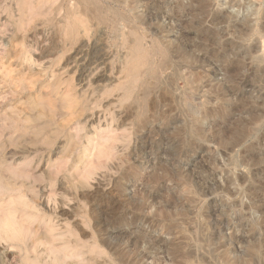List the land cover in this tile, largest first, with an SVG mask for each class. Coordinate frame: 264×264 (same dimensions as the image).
Masks as SVG:
<instances>
[{
	"label": "rangeland",
	"instance_id": "1",
	"mask_svg": "<svg viewBox=\"0 0 264 264\" xmlns=\"http://www.w3.org/2000/svg\"><path fill=\"white\" fill-rule=\"evenodd\" d=\"M24 1L0 0V216L30 231L13 244V229L2 235L9 215L0 221L2 264H58L57 254L71 264H136L138 252L141 264H264V0H94L101 19L83 0ZM137 51L151 62L131 81ZM67 91L69 114L58 106ZM47 98L57 104L50 114ZM108 144L103 165L97 150ZM34 233L54 240L45 241L53 251L38 241L36 258L25 257ZM51 235L78 238L76 253L70 244L52 254L60 241ZM121 240L138 246L130 257Z\"/></svg>",
	"mask_w": 264,
	"mask_h": 264
},
{
	"label": "bare ground",
	"instance_id": "2",
	"mask_svg": "<svg viewBox=\"0 0 264 264\" xmlns=\"http://www.w3.org/2000/svg\"><path fill=\"white\" fill-rule=\"evenodd\" d=\"M43 1H44V0H43ZM25 2L27 3L26 0L24 1V4H25ZM47 2H48V0H47ZM47 2H46V3H47ZM46 3H44V4H46ZM83 3H84L86 6L89 5V7H90V4H91V5L93 4L92 6H95V8H96V13H97L98 17H99L100 19L102 18L101 13H99V12H100L99 6L97 5V3H96L94 0H83ZM29 4H30V6H31V1H30ZM32 5H33V2H32ZM31 8H32V6H31ZM93 9H94V8H93ZM97 15H96V16H97ZM98 17H97V18H98ZM73 23H74V22H73ZM78 23H79V22H78ZM74 24H75V23H74ZM74 24H72V25H74ZM81 24H84V23L81 22L80 25H78V26H82ZM72 25H71V26H72ZM76 25H77V24H75V25L73 26V28H76V32H77L78 28H77ZM5 28H6V27H5ZM5 28H3V29H5ZM79 29H80V28H79ZM69 30H71V29H69ZM7 31H8V30H7ZM79 31H80V30H79ZM10 32H11V31H10ZM76 32H75L74 30H72V31H71V35L75 34ZM5 33H6V32H5ZM5 33H4V34H5ZM68 33H70V32H68ZM78 33H79V32H78ZM78 33H77V34H78ZM8 34H9V33H8ZM68 35H70V34H68ZM71 35H70V36H71ZM73 36H74V35H73ZM73 36H72V37H73ZM75 36H76V35H75ZM68 37H69V36H68ZM72 37H70V39H71ZM75 38H76V37H75ZM0 40H1V39H0ZM71 40H72V39H71ZM71 40H70V41H71ZM77 40H78V39H77ZM136 41H137V40H136ZM138 41H139V40H138ZM140 41H141V40H140ZM72 42H73V41H72ZM135 43H136V42H135ZM137 44H138V42H137ZM139 45L141 46V43H140ZM139 45H138V46H139ZM142 46H143V45H142ZM263 47H264V46H263ZM263 47H262V51H263ZM6 48H7V44H6L4 41L1 40V42H0V52L3 54V52L6 51ZM22 48H23V47H22ZM138 48H140V47H137V49H138ZM137 49H136V50H137ZM140 49H142V47H141ZM15 51H16V50H15ZM20 51H21V50H20ZM43 51H44V49H43ZM133 51H134V49H133ZM142 51H143V50H142ZM142 51H140V53H138V51H137L138 54L136 55L137 58L135 57V60L137 59L138 61H137L136 63H132V65H130V66H132V68L130 67L131 70L129 69L130 71L127 70L128 73L130 72V73L128 74L130 80H131V78H135L136 76L138 77V75H139V71H138V69H139V67H140L141 65H149L148 61L151 62L149 55H148V57H149V58H148L147 55H146L147 53H146V54H145V53L142 54V53H141ZM29 52H30V51H29ZM1 53H0V54H1ZM38 53H39V52H38ZM165 54H166V53H165ZM28 57H30V55H29ZM95 57H96V56H95ZM2 58H3V57H2ZM8 58H9V57H8ZM166 58H167V57H166ZM168 59H169V58H168ZM18 60H19V59H18ZM18 60H17V61H18ZM92 60H93V59H92ZM135 60H134V61H135ZM19 61H20V60H19ZM39 61H40V59H39ZM97 61H98V60H96V62H97ZM42 62H43V61H42ZM84 62H85V61H84ZM165 62H166V61H165ZM29 63H30V62H29ZM37 63H38V62H37ZM166 63H168V62H166ZM12 64H13V63H12ZM88 64H89V63H88ZM88 64H86V65H88ZM90 64H92V63H90ZM90 64H89V65H90ZM164 64H165V63H164ZM165 65H166V64H165ZM165 65H164V66H165ZM167 65H168V64H167ZM167 65H166V66H167ZM10 66H11V65H10ZM13 66H14V65H13ZM35 66H36V65H35ZM41 66H42V65H41ZM76 66H77V65H76ZM90 66H91V65H90ZM3 67H5V65H3ZM3 67H2V68H3ZM85 67L87 68L88 66H85ZM91 67H92V66H91ZM20 68H21V67H20ZM41 68H42V67H41ZM45 68H46V67H45ZM45 68H44V69H45ZM71 68H72V67H71ZM4 69H5V68H4ZM77 70H78V69H77ZM5 71H6V70H5ZM58 71H59V70H58ZM80 71H81V70H80ZM7 72H8V71H7ZM16 72H17V71H16ZM36 72H37V71H36ZM9 73H10V72H9ZM26 73H27V72H26ZM28 74H29V73H28ZM82 74H83V73H82ZM137 74H138V75H137ZM2 75H3V74H2ZM9 75H10V74H9ZM62 75H63V74H62ZM75 75H76V74H75ZM32 76H33V75H32ZM32 76H31V77H32ZM48 76H49V75H48ZM54 76H55V75H54ZM4 77H5V76H4ZM21 77H22V76H21ZM33 77H34V76H33ZM38 77H39V76H38ZM137 77H136L135 79H138ZM15 78H16V77H15ZM1 79H2V78H1ZM21 79H24V78H20V81H19V82L16 81V82L18 83V86H17L18 88H19V87H20V88H24V85H25L24 83H25V82H23ZM32 79H33V78H32ZM34 79H35V78H34ZM40 79H41V77H40ZM6 80H7V79H6ZM54 80H55V79H54ZM38 81H39V79H38ZM51 81H52V80H51ZM69 81H70V80H69ZM127 81H128L127 83H130L129 80H127ZM131 81H137V80H133V79H132ZM49 82H50V81H49ZM55 82H56V81H55ZM1 83L3 84V86H1V87H4V82H1ZM56 83H57V82H56ZM56 83H53V86H54L53 88H55V87L58 86V84L56 85ZM74 83H75V82H74ZM74 83H73V84H74ZM127 83H126V84H127ZM13 84H14V83H13ZM63 84H64V83H63ZM130 84H133V82H131ZM130 84H129V86H126V89H125L126 92H127V91H128V92H131V91H132L133 86L131 87ZM134 84H135V83H134ZM15 85H16V84H15ZM60 85H61V84H60ZM68 85H69V84H68ZM49 86H50V85H49ZM1 87H0V88H1ZM27 87H28V86H27ZM47 87H48V86H47ZM51 87H52V86H51ZM51 87H50V89H52ZM18 88H17V90H18ZM20 88H19V89H20ZM33 89H34V87H33ZM55 89H57V88H55ZM70 89H71V88H70ZM70 89H69V90H70ZM73 89H74V88H73ZM10 90H11V89H10ZM23 90H24V89H23ZM23 90H21V91H23ZM31 90H32V89H31ZM48 90H49V89H48ZM69 90H68V91H69ZM71 90H72V89H71ZM14 91H15V90H14ZM57 91H58V90H57ZM57 91H56V93L59 92V91H58V92H57ZM68 91H67V95H65L64 98H63V96H62V98H63V99L61 98L62 100H61L60 97H59V103H58V101H56V100H57V99H56L57 96H56V98H54V99H56L55 102L58 103V106L60 107V110H61V111H65V110H62L61 108H63V109H68V107H69V109L72 110V108H70V106L72 105L71 102H72V101H75V100H72V99L70 98V101H71V102H69V97H68V96H69L70 94H69ZM54 92H55V90H54ZM128 92H127V93H128ZM5 93H6V92H5ZM12 93H14V92H12ZM72 93L74 94L73 91H72ZM72 93H71V95H72ZM131 93H133V92H131ZM15 94H16V93H15ZM15 94H14V95H15ZM49 94H50V93H49ZM51 94H52V93H51ZM61 94H62V93H61ZM64 94H66V93H64ZM130 95L132 96V94H130ZM1 96H2V95H1ZM1 96H0V97H1ZM11 96H13V95H11ZM48 96H49V95H48ZM104 96H105V95H104ZM126 96L128 97V95H126ZM13 97H14V96H13ZM54 97H55V96H54ZM129 97H130V96H129ZM42 98H43V97H42ZM50 98H52V95L50 96ZM72 98H73V97H72ZM1 99H2V98H1ZM48 99H49V98L46 99V101H45V103H44V107L40 106V104H38V105H39L40 107H42V108H45L44 110H45V111L47 110L48 113H49V112H53V110H54L53 107H54L55 105L57 106V104H54V102L50 99V100L53 102L52 104H54V106L51 105V101H48ZM52 99H53V98H52ZM54 99H53V100H54ZM60 100H61V101H60ZM77 100H78V99H77ZM1 101H2V100H1ZM43 101H44V100H43ZM15 102H16V101H15ZM9 103H10V102H9ZM40 103H41V102H40ZM76 104H77V103H76ZM83 104H84V103H83ZM73 105L75 106V102H74ZM40 107H39V108H40ZM82 107H83V105H82ZM10 108H11V107H10ZM10 108H9V109H10ZM57 108H58V107H57ZM69 109H68V114H69V112H70ZM75 109H76V107H75ZM75 109H74V110H75ZM81 109H82V108H81ZM84 109H85V107H84ZM20 110L23 111L22 109H20ZM40 110H41V108H40ZM44 110H43V111H44ZM85 110H86V109H85ZM54 111H55V110H54ZM66 111H67V110H66ZM79 111H80V109H79ZM82 111H83V110H82ZM21 113H22V112H21ZM23 113H24V112H23ZM1 114H2V113H1ZM3 114H4V112H3ZM3 114H2V115H3ZM49 114H50V113H49ZM54 114H55V113H54ZM75 114H76V113H75ZM81 114H82V113H81ZM5 115H7V114H4V116H5ZM17 115H18V114H17ZM52 115H53V114H52ZM79 115H80V114H79ZM0 116H1V115H0ZM50 116H51V115H50ZM50 116L48 115L49 118H51ZM70 116H71V115H70ZM80 116H81V115H80ZM6 117H7V116H6ZM64 117H65V116H64ZM0 118H1V117H0ZM56 118H57V117H56ZM67 118H68V117H67ZM69 118H70V117H69ZM71 118H73V115H72ZM71 118H70V119H71ZM5 119H6V118H5ZM7 119H8V118H7ZM12 119H14V118L12 117ZM24 119H26V118H24ZM52 119H53V118H52ZM54 119H55V118H54ZM57 119H58V118H57ZM74 119H75V118H74ZM3 120H4V119H3ZM63 120H64V119H63ZM67 120H68V119H67ZM67 120L65 119V121H67ZM7 121H8V120H7ZM15 121H16V120H14L13 123H14ZM53 121H55V120H53ZM58 121H59V120H58ZM58 121H57V122H58ZM1 122H2V121H1ZM10 122H11V121H10ZM16 122H17V121H16ZM16 122H15V123H16ZM1 125H2V124H1ZM8 125H9V123H8ZM13 125H14V124H12V126H13ZM3 126H4V125H3ZM12 126H10V127H12ZM22 126H23V125H22ZM20 127H21V126H20ZM7 128H9V127H7ZM3 129H4V128H3ZM4 130H5V129H4ZM7 130H8V129H7ZM7 130H5V131H7ZM10 130H11V129H10ZM17 130H18V128H17ZM8 133H9V132H8ZM11 135H12V134H11ZM117 136H118V135H117ZM117 136L115 135L116 140H118L117 138L120 137V136H118V137H117ZM115 137H114V138H115ZM114 138H112V139H110V140H113ZM114 141H115V140H114ZM102 145H103V143H102ZM102 145H99V148H100V146H102ZM113 145H114V143H113ZM105 146H106V145H105ZM105 146H104V147H105ZM107 146H108V148H106V147L104 148V147L102 146L100 150H99V148H98V150H97V151H99V153L101 154V155H99V157H98V160H99V162L101 161V162H100L101 164H103L102 161H104V163H105L106 158L108 157V159H109V156H111V151H110V150L112 149V148L110 147L111 145L109 146V144H108ZM115 147H116V145H115ZM25 149H26V148H25ZM17 151H18V150H17ZM12 153H13V152H12ZM99 153H97V154H99ZM97 156H98V155H97ZM101 156H102V157H101ZM112 156L114 157L113 153H112ZM95 157H96V156H95ZM103 157H105L104 160L102 159ZM110 158H111V157H110ZM27 159H28V158H27ZM27 159H26V160H27ZM101 159H102V160H101ZM108 159H107V160H108ZM18 160H19V159H18ZM37 160H38V159H37ZM91 160H93V159H91ZM98 160H96V158H95V160H93L94 165H93V163L90 161V163H92L93 166L90 165L89 163H87V164H89V166L92 167V168H89V169H91V170L93 171V167L96 168V163L98 162ZM58 161H59V160H58ZM61 161H63V160L61 159ZM61 161H59L60 164H61V165H64V162H63V164H62ZM64 161H65V159H64ZM20 162H21V161H20ZM56 162H57V161H56ZM99 162H98L97 164H100ZM15 164H16V163H15ZM17 164L19 165V163H17ZM20 164H21V163H20ZM22 164H23V163H22ZM30 164H31V163H29V165H27V166H30ZM35 164H36V163H35ZM65 164H66V163H65ZM23 165H24V164H23ZM32 165H33V164H32ZM36 165H37V164H36ZM103 165H104V164H103ZM27 166H26V168H27ZM56 166H57V165H56ZM58 166H59V165H58ZM64 166H65V165H64ZM66 166H67V165H66ZM100 166H101V165H100ZM100 166L98 165V167H100ZM16 167H17V166H16ZM19 167H20V166H19ZM21 167H24V166L21 165ZM53 167H54V166H53ZM53 167H52V168H53ZM60 167H61V166H60ZM62 167H63V166H62ZM17 168H18V167H17ZM17 168H16L15 170H17L18 172L22 170V169H21V170H20V169L18 170ZM26 168H25V169H26ZM63 168H64V167H63ZM63 168H62V169H63ZM86 168H88V167H86ZM28 169H29V167H28ZM89 169H88V170H89ZM97 169H99V168H97ZM31 170H32V169H31ZM36 170H37V169H36ZM84 170L87 171V174L89 173L87 169H84ZM91 170H90V171H91ZM17 171H16V173H17ZM32 171H33V170H32ZM32 171H31V173H32ZM54 171L58 172V168H57V170H54ZM59 171H60V170H59ZM86 171H83L84 173H83V172H82V173H83L84 175L87 176V174L85 173ZM92 171L90 172L91 174H89V175H92ZM29 172H30V171H29ZM29 172H27V173H29ZM56 172H55V173H56ZM78 172H79V171H78ZM22 173H23V171H21V173H19V174H22ZM27 173H26V174H27ZM59 173H60V172H59ZM59 173H58V174H59ZM13 174H15V173H13ZM19 174H18V175L15 174V175H16V176H20ZM50 174H51V173H50ZM56 174H57V173H56ZM83 174H82V175H83ZM31 175H32V174H31ZM31 175H28V174H27V176H31ZM46 175H47V174H46ZM51 175H52V174H51ZM54 175H55V174H54ZM82 175H81V176H82ZM16 176H14L13 178H16ZM21 176H22V175H21ZM24 176H25V173H23L22 179L24 178V179L26 180V179H27V176H26V178H25ZM48 176H49V175H48ZM56 176H57V175H55V177H56ZM36 177H37V176H36ZM82 177H83V176H82ZM89 177H90V176H89ZM20 178H21V177H19V178H17V179H20ZM33 178H34V177L31 176V180H33ZM47 178H48V177H47ZM83 178L85 179V178H87V177L84 176ZM22 179H20V180H22ZM24 179H23V181H25ZM34 179H35V178H34ZM27 180H28V179H27ZM38 180H40V183H41V179H38ZM49 180H50V178H49ZM14 181H15V180H14ZM18 181H19V180H18ZM19 182L22 183V184L20 183L22 186H25V184L23 185V183H26V182H22V181H19ZM37 182H38V181H37ZM37 182H36V181L34 182V180H33V183H37ZM27 183H28V182H27ZM48 184H49V183H48ZM37 185H38V184H37ZM51 185H52V184H51ZM22 186H21L20 188H24V187H22ZM27 186H28V184H27ZM29 186H30V185H29ZM29 186H28V187H29ZM33 186H34V185H33ZM12 188H13V187H12ZM29 188H30V187H29ZM46 188H47V186H46ZM48 188H49V187H48ZM48 188H47V189H48ZM24 189H25V188H24ZM31 189H32V188H31ZM37 189H38V188H37ZM50 189H51V188H50ZM50 189H49V191H50ZM16 190H17V189H16ZM28 190H29V189H28ZM17 191H18V190H17ZM25 191H26V190H25ZM42 191H43V190H41V191H39V192H42ZM44 191H45V190H44ZM96 191H97V190H96ZM96 191H95V194H93V196H95L96 193H98V192H96ZM98 191H99V190H98ZM14 192H15V191H14ZM14 192H13V193H14ZM29 192H30V191H29ZM54 192H55V191H53V189H52V195H53ZM55 193H56V192H55ZM55 193H54V194H55ZM33 194H34V193H33ZM41 194H42V193H41ZM56 194H58V193H56ZM59 194H60V193H59ZM59 194H58V196H59ZM52 195H49V196L51 197ZM98 195H99V194H98ZM34 196L36 197V194H35ZM34 196H33V197H34ZM39 196H40V195H39ZM53 196H55V195H53ZM56 196H57V195H56ZM85 196H86V195H85ZM90 196L92 197V195H90ZM96 196H97V195H96ZM29 197H30V196H29ZM33 197H32V198H33ZM35 197H34V198H35ZM50 197H49V198H50ZM30 198H31V197H30ZM32 198H31V199H32ZM41 198H42V197H41ZM97 198H98V197H97ZM102 198H103V197H102ZM18 200H19V201L21 200L20 202H22L21 204L23 205L24 202H23L22 198H20V199H18ZM34 200H35V199H34ZM34 200H32V201H34ZM103 200H104V199H103ZM19 201H18V202H19ZM98 201H99V200H98ZM12 202H13V201H12ZM14 202H16V201H14ZM62 202H63V201H62ZM25 203H27V201H26ZM25 203H24V204H25ZM9 204H10V203H9ZM28 204H29V203H28ZM28 204L25 205V206H28ZM30 204H31V203H30ZM11 205H12V204H11ZM18 205H19V204H18ZM22 205H19V207H21ZM62 205H63V203H62ZM30 206H31V205H30ZM1 208H2V207H1ZM15 208H17V206H16ZM15 208H9V209H10V211H11L12 209H15ZM23 208H24V207H23ZM23 208H22V209H23ZM27 208H28V207H26V209H25L26 212H27ZM20 209H21V208H20ZM22 209H21V210H22ZM33 209H34V208H33ZM45 209H46V208H45ZM1 210H2V209H1ZM1 210H0V211H1ZM3 210H4V208H3ZM15 210H16V209H15ZM30 210H32V208L29 209L28 211H30ZM46 210H47V209H46ZM4 211H6V210H4ZM4 211H3V213H4ZM7 211H9V210H7ZM7 211H6V212H7ZM16 211H17V210H16ZM34 211H35V210H34ZM6 212H5V213H6ZM26 212L23 211V213H18L19 216H21V219H20V220H22V218H24V216H25V218H26L27 214L29 213V212H28V213H26ZM36 212H37V211H36ZM38 212H40V211H38ZM3 213L1 212V215H2ZM5 213H4V214H5ZM8 213H9V212H7L6 214H8ZM10 213H11V212H10ZM41 213H42V212H41ZM64 213H65V212H64ZM4 214H3V215H4ZM12 214H13V217L16 216V215H18V214L15 215L14 213H12ZM55 214H56V213H55ZM8 215H9V219L7 218ZM8 215H7V216L5 215L4 217L2 216L3 218L0 216V217H1V220H0V221H2V219H3V220H6V218H7V221H6V222H7V224H8V225H7L8 228H5V227H4V226H6V223H5V221H3V225H2V226L5 228V229H4L5 231H4V230L2 231V229H0V230L3 232L2 235H4V238H5V235L8 236V232H7V234H5L6 231H7L6 229H9V230L13 229V230H12L13 234L10 233V234H9V237H7V238H8V241H9V240L11 239V237H12V240L10 241L11 243L14 241V238L17 239V237L19 238L21 235H24L23 233H27V234H29L28 232L30 231V228L27 226L28 223H27V225H26V223H25V225H23V223L20 225V223H21V222H24L25 220L20 222L19 220H17V219H18V217H17L16 220L18 221V224H12L13 221H16V220H15V217H14V219L12 218V220H13V221H12V220L10 219V217H12V216H10V214H8ZM30 215H32V213H31ZM33 215H34V214H33ZM45 215H46V214H45ZM49 215H50V214H49ZM56 215H57V214H56ZM62 215H63V213H62ZM28 216H29V214H28ZM35 216H36V215H35ZM37 216H38V218H39L40 214L37 215ZM41 216H42V215H41ZM43 216H44V215H43ZM43 216H42V217H43ZM57 216H58V215H57ZM5 217H6V218H5ZM30 217H31V216H30ZM44 217H46V216H44ZM47 217H48V215H47ZM4 218H5V219H4ZM25 218H24V219H25ZM28 218H29V217H28ZM33 218H34V217H33ZM39 219H41V222H44V220L46 221V218H43V219H42V218H39ZM53 219H54V218H53ZM32 220H33V219H32ZM34 220H35V218H34ZM36 220L38 221V219H36ZM51 220H52V219H51ZM11 221H12V222H11ZM27 221H28V220H27ZM53 221H54V220H53ZM19 222H20V223H19ZM25 222H26V221H25ZM35 222H36V221H35ZM1 223H2V222H1ZM1 223H0V225H1ZM4 223H5V225H4ZM14 223H15V222H14ZM45 223H46V222H45ZM49 223H50V220H49ZM29 225H30V223H29ZM2 226H0V228H1ZM7 226H6V227H7ZM36 226H37V225H36ZM52 226H53V225H52ZM30 227H34V225H30ZM37 227H38V226H37ZM39 227H40V226H39ZM39 227H38V228H39ZM73 227H74V226H73ZM45 228H46V227H45ZM53 228L56 229L55 226H54ZM53 228H51V225H50V229H53ZM36 229H37V228H36ZM43 229H44V226H43ZM31 230H33V228H31ZM36 231H37V230H35V231L33 230V232H36ZM48 231H49V229H48ZM53 231H54V230H53ZM55 231H56V230H55ZM75 231H76V230H75ZM75 231H74V232H75ZM31 232H32V231H31ZM37 232H39V235L41 234L40 231H37ZM37 232H36V233H37ZM50 232H52V230H50ZM43 233H44V232H43ZM53 233H54V232H53ZM71 233H73V232H71ZM27 234H25L24 237H26ZM32 234H33V233H32ZM37 234H38V233H37ZM44 234H45V233H44ZM54 234H55V233H54ZM69 234H70V232H69ZM76 234H77V233H76ZM113 234H114V233H113ZM113 234H109V236H108V239H109V240H110V239H113V238H112V235H113ZM30 235H31V234H30ZM30 235H29V236H30ZM45 235H48V232H47ZM49 235H50V234H49ZM118 235H119V237H121V236L123 237V235H121V234H118ZM118 235H117V236H118ZM32 236H33V235H31L28 239H30ZM51 236H53V235H51ZM57 236H58V235H56V238H55L54 236H53V237H54L55 239L59 240V238H57ZM71 236H72V235H71ZM74 236H75V235H74ZM2 237H3V236H2ZM2 237H1V232H0V238H2ZM35 237H39V236L35 235V233H34V236H33L32 240H31L32 242H30L29 245L27 244V245H28V246H27V249H26V248L24 249V250H26V251L28 252V253L24 252V253H25V257H26L27 255L29 256V252H30V251H31L30 253H32L31 255H33V254H34L33 251H35L36 248H38L37 246H38V244H39L41 241H42L41 243H42L43 245H46V242H45V241H47V239H48L47 242L50 241V240H49V239H50L49 236H48V238H47V236H46V239H45L44 241H43V240H38V241H40V242H38L37 239H35ZM44 237H45V236H44ZM53 237H51V238L53 239ZM60 237H61V236H60ZM68 237H69V235H68ZM122 237H121V238H122ZM40 238H41V237H40ZM40 238H39V239H40ZM61 238H62V242L65 241V239H63V237H61ZM61 238H60V239H61ZM72 238H74V237H72ZM72 238H71V239H72ZM5 239H6V238H5ZM20 239H21V237H20ZM24 239H25V238H24ZM28 239H27V242H28ZM71 239H70V240H71ZM108 239H107V240H108ZM122 239H123V238H122ZM124 239H125V238H124ZM25 240H26V239H25ZM57 240H55V242H56ZM67 240H69V239L67 238V239H66V242H63V244H61V241L59 240V241H60V245H57V244H54V243H53V245H56V247H54V252H52V251H53V248H52L53 246H51V248H49L50 246L47 247V245H46V248H47V249L49 248L50 250H52V251H51L52 254H57L58 251L60 252L59 249H61V248L64 249V247H66V246H67L66 249H68V248L70 247L69 245L72 244V241H73V240H72V241H67ZM107 240H105V242H106ZM119 240H120V238H119ZM22 241L24 242V240H22ZM51 241H54V240H51ZM51 241H50V242H51ZM17 242H19V239H18V241L16 240V242H13V244H14V243H17ZM25 242H26V241H25ZM27 242H26V243H27ZM44 242H45V244H44ZM57 242H58V241H57ZM74 242H75V241H74ZM95 242H96V240H95ZM110 242H112V241H110ZM110 242L106 243V244H109V245H108L109 248H111V247H112V248H115V246H111V245H110ZM26 243H25V244H26ZM41 243H40V244H41ZM77 243H78V244L80 243V241L78 242V238H77V242H76V244H77ZM120 243H122V245L124 246V248H120V250L123 249L124 254H125L124 256H126V257H127L129 254H131V252H134L133 247H136V248L138 247L137 245H135V243H131L129 240H128V241L121 240ZM42 244H41V246H42ZM47 244H48V243H47ZM51 244H52V242H51ZM58 244H59V243H58ZM73 244H74V243H73ZM73 244H72V245H73ZM76 244H74L73 246H75ZM78 244H77V245H78ZM91 244H92V243H91ZM16 245H17V244H16ZM21 245H22V242H21ZM21 245H20V246H21ZM48 245H50V243H49ZM72 245H71V246H72ZM77 245H76V248H72V247H71L72 249H71V248H70V249H71L72 251H73V249H74V250L77 249V248L79 247V246L77 247ZM139 245H140V244H139ZM18 246H19V243H18L17 247H18ZM22 246H23V245H22ZM25 246H26V245H24V247H25ZM68 246H69V247H68ZM94 246H95V248H97V249L99 248V246H98L97 243H95ZM24 247H23V248H24ZM60 247H61V248H60ZM56 248H57L58 251H55ZM58 248H59V249H58ZM44 249H45V248H44ZM63 249H62V250H63ZM66 249H65V250H66ZM70 249H69V250H70ZM134 249H135V248H134ZM138 249H139V248H138ZM50 250H49V252H48L47 250H46L47 252L44 250V252H46V253H51ZM62 250H61V251H62ZM69 250H68V252H69ZM94 250H95V249H94ZM94 250L92 249V251H94ZM111 250H113V249H111ZM38 251H39V250H38ZM66 251H67V250H66ZM72 251H70L69 253H71ZM90 251H91V250H90ZM95 251H96V250H95ZM95 251H94V252H95ZM55 252H56V253H55ZM74 252L76 253V250H75ZM74 252H73V253H74ZM79 252H80V251L78 250L77 253H79ZM96 252H98V251H96ZM100 252H101V251H100ZM116 252H117V251H116ZM116 252H115V254H116ZM136 252H137V251H136ZM136 252H135V253H136ZM22 253H23V252H21L20 254H22ZM35 253H38V252H35ZM138 253H139V252H138ZM138 253H136L137 256H136L131 262H135L136 264H141V263H143L144 260L147 258V255L143 254V253H145V252L140 253V254H138ZM52 254H51V255H52ZM117 254H118V253H117ZM133 254H134V253H133ZM133 254H132V255H133ZM35 255H36V254H34L33 257H35ZM60 255L62 256V253H61V252H60ZM71 255H72V254H71ZM76 255H77V254H76ZM76 255H75V256H76ZM78 255H80V253H79ZM81 255H83V252H82ZM8 256H10V255H8ZM8 256H7V257H8ZM20 256H21V255H20ZM40 256H41V255L39 254V257H40ZM63 256H64V255H63ZM110 256H111V255H110ZM117 256H118V255H117ZM122 256H123V255H122ZM124 256H123V257H124ZM133 256H135V254H134ZM12 257H13V256H12ZM39 257L37 256V258H39ZM42 257H43V255H42ZM48 257H49V255H48ZM51 257H52V256H51ZM53 257H54V259H53V258H52V259H53V260H57V263H58V264H60L59 262H61V264H69V263L71 264V262L67 263V261H68L67 258L69 257V255H68L67 258L65 257V259H63L62 257H60L58 254H57V257H56V256H53ZM70 257L73 258V255L70 256ZM91 257H92V256H91ZM119 257L121 258V255H119ZM129 257H130V255H129ZM131 257H132V256H131ZM29 258H30V257H29ZM31 258H32V257H31ZM31 258H30V259H31ZM35 258H36V257H35ZM35 258H34V259H35ZM94 258H95V256H94ZM94 258H93V259H94ZM96 258H97V257H96ZM0 259H1V258H0ZM7 259H8V258H7ZM12 259H13V261H14V258H12ZM15 259H17V257H16ZM25 259H26V258H25ZM32 259H33V258H32ZM34 259H33V260H34ZM40 259H41V257H40ZM86 259H87V258H86ZM86 259H85V260H86ZM90 259H91V260H88V261H90L89 263L84 262L83 264H104V263H102V262H99L98 260H96L95 262H94V260H93V262H92V258H90ZM131 259H132V258H131ZM5 260H6V259H5ZM35 260H36V259H35ZM35 260H34L33 262L36 263ZM53 260H51V258H50V261H51V262H52ZM66 260H67V261H66ZM100 260H101V259H100ZM112 260H113V259H112ZM3 261H4V260H3ZM9 261H10V260H9ZM24 261H26V260H24ZM39 261H40V260H39ZM42 261H43V260H42ZM86 261H87V260H86ZM107 261L109 262V260H107ZM114 261H115V260H114ZM118 261H119V259H118ZM0 262H1V261H0ZM4 262H5V261H4ZM4 262H3V263H4ZM11 262H12V261H11ZM22 262H23V261H22ZM22 262H21V263H22ZM33 262H31V261L29 260V264H31V263H32V264H35V263H33ZM51 262H50V263H51ZM54 262H55V263H54ZM103 262H105V261H103ZM108 262H107V263H108ZM119 262H120V263H117V264H126V263H124V261H123V262H122V261H119ZM131 262H130V263H131ZM13 263H14V264H19V263H17L16 261H14ZM43 263H44V262H42V264H43ZM48 263H49V262H48ZM48 263H47V264H48ZM53 263L56 264V261H53L52 264H53ZM72 263H73V261H72ZM74 263H75V262H74ZM127 263H128V262H127ZM1 264H2V262H1ZM11 264H12V263H11ZM23 264H24V263H23ZM25 264H28V258H27V263L25 262ZM37 264H38V262H37ZM45 264H46V263H45ZM76 264H77V263H76ZM78 264H81V263H78ZM112 264H113V263H112ZM115 264H116V263H115Z\"/></svg>",
	"mask_w": 264,
	"mask_h": 264
},
{
	"label": "water",
	"instance_id": "3",
	"mask_svg": "<svg viewBox=\"0 0 264 264\" xmlns=\"http://www.w3.org/2000/svg\"><path fill=\"white\" fill-rule=\"evenodd\" d=\"M225 2H226V0H221V6H224L225 5ZM247 5L249 6V10H252L253 9V4H251L249 1H248ZM244 13H245L244 11L241 12V11H236L234 9H231V12H230L231 15H233V16H240V17H243L244 16ZM255 49H257V50H260L261 49V43L260 42H256Z\"/></svg>",
	"mask_w": 264,
	"mask_h": 264
}]
</instances>
